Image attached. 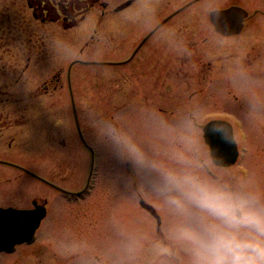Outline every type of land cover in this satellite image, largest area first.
Listing matches in <instances>:
<instances>
[{"label": "rangeland", "instance_id": "374dc122", "mask_svg": "<svg viewBox=\"0 0 264 264\" xmlns=\"http://www.w3.org/2000/svg\"><path fill=\"white\" fill-rule=\"evenodd\" d=\"M171 1L169 10L189 0ZM222 2L199 0L180 15L185 18L187 29L196 33V49L204 60L210 58L214 48H222L221 55H225L229 50H237L246 37L256 42V26L250 34L238 37H221L214 30L208 11ZM251 51L248 47L245 53ZM95 57L101 59L102 55ZM97 70L89 73L90 90L95 89ZM199 87L196 85L195 108L187 103L193 89L183 87L185 94L178 102L170 100L163 105L168 108V115H159L143 104L77 105L80 126L96 147L89 190L77 199L67 200L58 191L25 176L22 199H27L24 202L28 204L33 196L41 201L46 199L48 215L37 231L36 240L19 245L13 253L0 254V264H188L187 254L176 241L186 221L169 208L157 191L159 169L139 165L120 154L102 136V129L109 123L122 129L144 152L149 164L176 167V154L184 153L202 165V173L210 179L264 193V73L217 71L202 93ZM19 106L28 107L25 116L39 118L41 128L23 127L16 148L10 151L11 157L23 160L65 188L83 187L90 170V153L85 149L66 152L60 147L64 137L68 144H75L77 132L71 106L48 103ZM189 109L195 118L187 116ZM214 114L231 116L227 118L240 150L236 163L228 167L213 164L203 140L201 126ZM51 119L56 129L50 134L47 128L52 126ZM40 130L41 136L32 138V133ZM17 187L9 184V199L18 197ZM139 195L160 215L158 231L156 219L141 208ZM169 248L172 255L167 254Z\"/></svg>", "mask_w": 264, "mask_h": 264}, {"label": "flooded vegetation", "instance_id": "af4514ba", "mask_svg": "<svg viewBox=\"0 0 264 264\" xmlns=\"http://www.w3.org/2000/svg\"><path fill=\"white\" fill-rule=\"evenodd\" d=\"M198 1L189 0L169 10L171 0H0L1 226L3 211L9 207L45 205L49 210L46 199L33 196L30 204L24 202L25 176L58 191L67 200L77 199L88 190L78 194L65 191L68 188L11 157L23 127L41 128V120L25 116L28 107L19 105H70L77 132L75 144H68L64 137L60 147L66 152H88L77 105L143 104L159 115H168L163 105L170 100L178 102L185 94L183 87L193 89L187 103L195 108L196 85L202 93L217 71L264 73V26H258L264 23V0H223L210 7L209 21L221 37L250 34L256 26V42L246 37L250 41L242 40L237 50L225 55H221L222 48H214L206 60L196 49V33L187 29L185 18L180 16ZM219 9H231L229 33L219 31L210 17V11ZM248 47L252 51L245 53ZM100 54L101 59L95 57ZM92 69L98 70L95 89L90 90L88 76ZM187 116L195 118L192 109ZM217 117L227 119L214 114L206 120ZM51 121V128H47L50 134L56 129ZM40 132H33L32 138L41 136ZM13 183L18 185V197L9 199L8 186Z\"/></svg>", "mask_w": 264, "mask_h": 264}, {"label": "clouds", "instance_id": "9594fccd", "mask_svg": "<svg viewBox=\"0 0 264 264\" xmlns=\"http://www.w3.org/2000/svg\"><path fill=\"white\" fill-rule=\"evenodd\" d=\"M102 136L137 164L159 169L157 191L186 221L176 241L188 264H264V193L214 181L184 153L176 154V167L149 164L140 147L115 124H107Z\"/></svg>", "mask_w": 264, "mask_h": 264}, {"label": "water", "instance_id": "95a60500", "mask_svg": "<svg viewBox=\"0 0 264 264\" xmlns=\"http://www.w3.org/2000/svg\"><path fill=\"white\" fill-rule=\"evenodd\" d=\"M231 9H219L210 11V17L215 27L223 32H231L232 24L228 20ZM204 139L209 145L210 155L217 165L228 166L234 163L238 156V148L233 136L232 126L225 120H210L204 127ZM141 205L149 210L157 219V227H160V215L155 208L141 199ZM45 216V208L41 211L33 212H12L8 214L7 222L3 225L2 234L5 237L4 245L1 241L0 231V250L12 251L15 244L31 242L34 239V232L40 220Z\"/></svg>", "mask_w": 264, "mask_h": 264}, {"label": "bare ground", "instance_id": "6f19581e", "mask_svg": "<svg viewBox=\"0 0 264 264\" xmlns=\"http://www.w3.org/2000/svg\"><path fill=\"white\" fill-rule=\"evenodd\" d=\"M91 157V156H90Z\"/></svg>", "mask_w": 264, "mask_h": 264}]
</instances>
